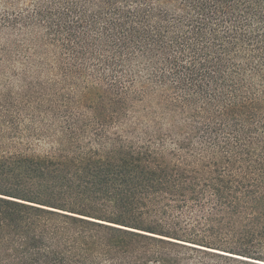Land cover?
<instances>
[{
    "label": "trees",
    "instance_id": "1",
    "mask_svg": "<svg viewBox=\"0 0 264 264\" xmlns=\"http://www.w3.org/2000/svg\"><path fill=\"white\" fill-rule=\"evenodd\" d=\"M0 264H264V0H0Z\"/></svg>",
    "mask_w": 264,
    "mask_h": 264
},
{
    "label": "rangeland",
    "instance_id": "2",
    "mask_svg": "<svg viewBox=\"0 0 264 264\" xmlns=\"http://www.w3.org/2000/svg\"><path fill=\"white\" fill-rule=\"evenodd\" d=\"M115 133V135H113V139H116L117 138V136L118 135H121L122 137H130V139H134V137L135 136H133V135H130L132 132H133V129L132 128H130V129H128V131H127V127H125V130H123V131H114Z\"/></svg>",
    "mask_w": 264,
    "mask_h": 264
}]
</instances>
